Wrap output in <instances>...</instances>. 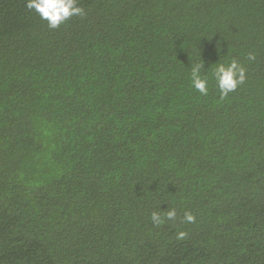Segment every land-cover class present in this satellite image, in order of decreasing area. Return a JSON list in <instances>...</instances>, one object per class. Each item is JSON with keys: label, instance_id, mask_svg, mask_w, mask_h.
Segmentation results:
<instances>
[{"label": "trees", "instance_id": "obj_1", "mask_svg": "<svg viewBox=\"0 0 264 264\" xmlns=\"http://www.w3.org/2000/svg\"><path fill=\"white\" fill-rule=\"evenodd\" d=\"M78 2L0 0V264H264V0Z\"/></svg>", "mask_w": 264, "mask_h": 264}, {"label": "clouds", "instance_id": "obj_2", "mask_svg": "<svg viewBox=\"0 0 264 264\" xmlns=\"http://www.w3.org/2000/svg\"><path fill=\"white\" fill-rule=\"evenodd\" d=\"M25 3L28 9L34 10L41 19L46 20L51 29L59 28L72 17L82 18L85 16V10L79 6L78 0H25ZM247 58L251 62L256 59V56L253 52H249ZM204 69L203 62L193 64L190 70V79L194 89L206 96L209 92V80L202 74ZM211 76L223 98L246 82V69L236 59H230L227 62L217 63ZM176 215V209L171 208L163 213L153 211L150 219L154 226H160L166 220H174ZM183 220L187 223H195V216L185 212ZM186 236V232L179 231L176 238L184 240Z\"/></svg>", "mask_w": 264, "mask_h": 264}]
</instances>
